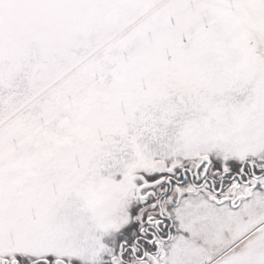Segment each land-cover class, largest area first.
<instances>
[{"label":"snow or ice","instance_id":"snow-or-ice-1","mask_svg":"<svg viewBox=\"0 0 264 264\" xmlns=\"http://www.w3.org/2000/svg\"><path fill=\"white\" fill-rule=\"evenodd\" d=\"M0 264H264V0H0Z\"/></svg>","mask_w":264,"mask_h":264}]
</instances>
